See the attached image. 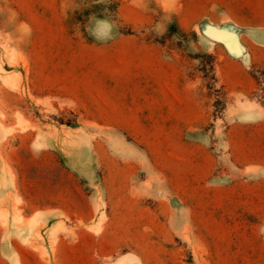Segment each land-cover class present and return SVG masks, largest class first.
<instances>
[{
	"label": "rangeland",
	"instance_id": "obj_1",
	"mask_svg": "<svg viewBox=\"0 0 264 264\" xmlns=\"http://www.w3.org/2000/svg\"><path fill=\"white\" fill-rule=\"evenodd\" d=\"M261 229L264 0H0V264H264Z\"/></svg>",
	"mask_w": 264,
	"mask_h": 264
},
{
	"label": "crops",
	"instance_id": "obj_2",
	"mask_svg": "<svg viewBox=\"0 0 264 264\" xmlns=\"http://www.w3.org/2000/svg\"><path fill=\"white\" fill-rule=\"evenodd\" d=\"M11 240H15V239H10V242L13 244V243H15L16 241H11ZM16 244V243H15ZM43 244H45L46 245V240H45V238L43 237ZM46 248V247H45ZM18 250V249H17ZM34 251V252H33ZM33 253V254H37L38 253V251L37 250H32L31 251V249H26V245H24L23 243H22V245H21V254H23L24 255V253ZM25 264V263H24ZM28 264H29V262H28ZM35 264H42L40 261H38V262H35Z\"/></svg>",
	"mask_w": 264,
	"mask_h": 264
},
{
	"label": "clouds",
	"instance_id": "obj_3",
	"mask_svg": "<svg viewBox=\"0 0 264 264\" xmlns=\"http://www.w3.org/2000/svg\"><path fill=\"white\" fill-rule=\"evenodd\" d=\"M261 234L264 235V229H261Z\"/></svg>",
	"mask_w": 264,
	"mask_h": 264
}]
</instances>
